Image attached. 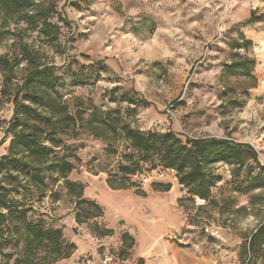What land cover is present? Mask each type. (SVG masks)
I'll return each instance as SVG.
<instances>
[{"label": "rangeland", "instance_id": "rangeland-1", "mask_svg": "<svg viewBox=\"0 0 264 264\" xmlns=\"http://www.w3.org/2000/svg\"><path fill=\"white\" fill-rule=\"evenodd\" d=\"M54 1L57 39L18 33L12 23L17 33L0 45V55L12 38L23 39L38 60L58 66L61 100L77 119L61 133L60 154L74 162L68 178L84 186L82 198L102 209L95 217V207L77 203L56 173L43 172L46 196L28 217L61 228L76 245L55 264H177V257L190 264L184 251L212 264H247L243 244L264 221V189H252L264 164V0ZM245 39L247 45L235 47ZM2 80L0 73V141L14 111L11 97L1 94ZM113 109L144 131L247 143L261 165L252 159L214 165L221 179L208 201L190 198L176 172L161 167L132 177L144 195L114 190L106 178L120 157L106 148L122 151L123 141L88 121ZM10 141L9 135L0 144V157ZM154 182L172 187L155 191Z\"/></svg>", "mask_w": 264, "mask_h": 264}, {"label": "trees", "instance_id": "trees-1", "mask_svg": "<svg viewBox=\"0 0 264 264\" xmlns=\"http://www.w3.org/2000/svg\"><path fill=\"white\" fill-rule=\"evenodd\" d=\"M45 4L44 0H0V45L17 33L9 28L12 23L18 33H37L49 41L57 39V24L52 20L57 2L49 0ZM22 40L12 38L7 52L0 55L1 94L9 95L14 105L6 135L0 141L4 144L6 137L11 136L8 152L0 157V257L7 264L14 257V264H55L68 258L76 245L65 240L61 228H48L28 217L35 210L34 203L46 196L43 172L56 173L77 203L95 207V217L102 215V209L94 200L82 198L84 186L68 178L75 164L66 154H60L65 147L61 133L76 124L77 119L61 100L58 66L38 60ZM248 43L245 39L236 42L235 47ZM88 121L110 127L123 141L122 151L116 146L106 148L108 153L120 157L117 170L106 178L114 190L134 189L144 195L141 184L132 177L161 167L176 172L190 198L208 201L212 188L221 179L214 165L241 166L247 159L261 165L256 150L247 143L216 137L183 140L173 130L144 131L123 120L119 109L103 115L94 112ZM261 167L252 178V189H264V164ZM152 186L155 191H169L172 184L154 182ZM22 194L23 198H18ZM77 221H81L80 215ZM104 233L111 231L105 229ZM128 236L123 234L124 238ZM243 254L248 255L247 264L259 258L264 264V221L245 239ZM139 264H144V260L140 259Z\"/></svg>", "mask_w": 264, "mask_h": 264}, {"label": "crops", "instance_id": "crops-1", "mask_svg": "<svg viewBox=\"0 0 264 264\" xmlns=\"http://www.w3.org/2000/svg\"><path fill=\"white\" fill-rule=\"evenodd\" d=\"M183 256H184L183 259L186 260L190 264H212L210 262V260L201 259L195 253H192V252H185L184 251ZM174 260H175V263L181 264V262L179 261L178 257H177V259H174Z\"/></svg>", "mask_w": 264, "mask_h": 264}]
</instances>
